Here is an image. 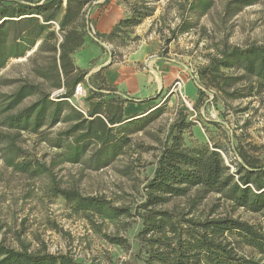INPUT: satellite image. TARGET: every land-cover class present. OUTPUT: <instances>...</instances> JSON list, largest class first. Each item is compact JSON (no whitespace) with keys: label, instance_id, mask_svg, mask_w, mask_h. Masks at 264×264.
<instances>
[{"label":"trees","instance_id":"1","mask_svg":"<svg viewBox=\"0 0 264 264\" xmlns=\"http://www.w3.org/2000/svg\"><path fill=\"white\" fill-rule=\"evenodd\" d=\"M0 0V72L11 60L25 58L33 63V76L40 82L25 78L2 80L1 85L14 86L9 93H0V127L5 130L29 132L40 142L58 150L50 165L24 158L17 144V134L0 133L2 158L6 167L29 177L50 172L61 164L77 165L87 161L93 170L109 166L127 147L129 140L124 128L134 118L123 117V103L113 96L100 76L88 90L85 114L74 109L71 98L77 84L85 83L87 71L75 67L72 55L80 49L91 23L87 11L91 5H106L109 0ZM254 0H244L248 6ZM188 11L207 13L211 0H189ZM131 6L130 18L121 20L108 35L96 34L99 41L114 38L122 27L139 25L142 10ZM182 10V9H181ZM58 31L54 30L55 24ZM103 49V48H102ZM236 69L237 76L224 71ZM205 87L225 98H244L260 93L264 88V46L246 48L223 47L211 56L198 71ZM248 78H254L257 90ZM246 81L248 93L236 88ZM92 82V81H91ZM244 86L243 88H245ZM241 89V90H240ZM59 91L52 97V94ZM204 92L198 89V101ZM214 95L213 98L216 96ZM34 98L30 103L24 102ZM161 107L144 117L157 115ZM142 118V117H141ZM62 123L64 128L45 138V130ZM187 116L179 113L169 126L165 142L157 157L152 178L144 185V201L139 208L142 228L138 243L145 253L144 264H264V164L246 154H237L241 162L231 172L218 150L183 144V133L190 127ZM74 213L96 216L113 222L129 215L128 209L113 206L102 197L82 196L75 189H56ZM213 199L210 208L205 202ZM183 198L184 206L161 209L170 200ZM208 208L205 213L204 209ZM225 211L215 215L219 209ZM227 210V212H226ZM247 214L242 220L237 213ZM228 236H234L232 241ZM110 239V238H108ZM112 243L126 247V240L111 238ZM247 250L248 252H245ZM0 264H79L67 255L51 254L45 249L30 251L0 241Z\"/></svg>","mask_w":264,"mask_h":264},{"label":"rangeland","instance_id":"2","mask_svg":"<svg viewBox=\"0 0 264 264\" xmlns=\"http://www.w3.org/2000/svg\"><path fill=\"white\" fill-rule=\"evenodd\" d=\"M188 1L109 0L106 5L93 4L88 9V18L91 15L97 17L100 12L113 7L119 8L127 19L132 15L133 5L140 8L142 14H150L139 25L122 27L109 41L93 42L101 46L107 63H125L131 53L142 50L147 54L148 62H155L149 65L153 70L164 63L181 70L180 79L174 80L166 89V92L175 89L172 93L175 96L167 95L160 113L150 116L153 117L151 121L147 122L146 117L133 119L132 124L124 128L123 135L129 143L123 148V154L99 170L91 169L87 161H83L77 165H55L48 174L29 177L5 166L0 144V241L6 246L19 249L24 245L30 251L45 249L51 254L67 255L79 264H144V249L137 240L142 228L140 215L143 212L139 206L145 198L144 185L152 178L169 126L181 111L191 123L183 133L186 147L205 145L212 148L216 145L223 148L224 151H218L231 172L241 162L239 152L264 164V88L253 96L225 98L205 89L197 74L209 58L225 46H264V0H254L248 6L244 5V0H211L212 6L205 14L188 11ZM34 51L25 58L11 60L0 72V78H25L39 83L32 73L33 63L28 60ZM95 62H91L90 68ZM224 73L229 76L240 74L236 69ZM248 80L255 92V79ZM92 81H87L89 87L84 85V97L76 99L72 95L68 98L70 101L67 102L74 109L83 110L87 106V92L95 85V79ZM176 81H180V87ZM200 88L204 95L198 101ZM236 88H242L244 93L250 90L246 81ZM13 89L12 85L0 84V93H9ZM32 100L34 98L27 99L24 105ZM64 127L59 123L45 130V138ZM0 133L17 134V144L28 160L50 165L58 152L40 142L33 133H17L1 127ZM58 188L75 189L84 197H102L113 206L128 209L129 215L109 222L74 213L61 196L54 194ZM214 198L209 197L205 202L208 208ZM184 202L183 198H175L161 209L174 206L180 209ZM208 208L204 209L205 213ZM223 212V208L219 209L214 216ZM237 214L242 220L249 219L241 211ZM228 237L235 240L234 236ZM111 238L125 239L126 247L112 243Z\"/></svg>","mask_w":264,"mask_h":264},{"label":"crops","instance_id":"3","mask_svg":"<svg viewBox=\"0 0 264 264\" xmlns=\"http://www.w3.org/2000/svg\"><path fill=\"white\" fill-rule=\"evenodd\" d=\"M124 19L125 15L120 13L119 8L113 7L100 12L97 17L91 15L87 37L83 46L73 53L72 60L75 67L87 71L84 79L85 83L93 79L96 82L97 77L103 79L106 88L109 89V91L103 92L105 94L104 98L107 99L113 96L115 99L124 102L123 117L137 119L161 107L167 95L175 96L172 94L175 93V89L168 92H166V89L170 87L174 80L180 79L182 71L174 69L170 65L167 66L166 63L156 66V71L153 70L150 66L155 62H148L149 59H146L147 54L142 50L131 53L125 63H107L101 46L93 42L94 40L90 38L89 32L108 35L113 27ZM95 60V65L90 68L91 62ZM99 71H101L100 76L91 77ZM185 86L186 83L184 88ZM79 111L85 114L87 106Z\"/></svg>","mask_w":264,"mask_h":264},{"label":"built area","instance_id":"4","mask_svg":"<svg viewBox=\"0 0 264 264\" xmlns=\"http://www.w3.org/2000/svg\"><path fill=\"white\" fill-rule=\"evenodd\" d=\"M55 29L56 31H58V26L55 24ZM89 36L92 40H94L95 42H99V39H97V36H96V33L94 32H89ZM180 81H177L176 82V85L180 87ZM59 91L55 92L52 94V97L55 96L56 94H58ZM85 93H86V89L84 87V84L83 83H80V84H77L75 89H74V92H73V98H81V97H84L85 96ZM68 101H70V99H67ZM79 111V110H78Z\"/></svg>","mask_w":264,"mask_h":264}]
</instances>
